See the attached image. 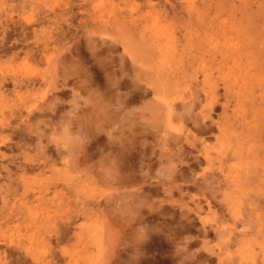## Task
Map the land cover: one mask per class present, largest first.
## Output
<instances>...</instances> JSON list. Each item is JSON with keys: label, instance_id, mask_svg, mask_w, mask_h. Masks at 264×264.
I'll return each mask as SVG.
<instances>
[{"label": "rangeland", "instance_id": "rangeland-1", "mask_svg": "<svg viewBox=\"0 0 264 264\" xmlns=\"http://www.w3.org/2000/svg\"><path fill=\"white\" fill-rule=\"evenodd\" d=\"M263 3L0 0V264H264Z\"/></svg>", "mask_w": 264, "mask_h": 264}, {"label": "bare ground", "instance_id": "bare-ground-1", "mask_svg": "<svg viewBox=\"0 0 264 264\" xmlns=\"http://www.w3.org/2000/svg\"><path fill=\"white\" fill-rule=\"evenodd\" d=\"M264 4V3H263ZM263 6V5H262ZM238 12H239V10H238ZM260 23V22H259ZM254 25H255V23H254ZM259 30H260V34L262 35V37H261V45L262 46H264V24L262 23V21H261V24H259ZM257 31V30H256ZM253 34H254V32H252ZM257 33H258V31H257ZM257 35V34H256ZM255 39H257V37L255 38ZM258 42V41H257ZM232 52V51H231ZM165 55V54H164ZM160 58V57H159ZM8 79V78H7ZM38 81V80H37ZM31 82V81H30ZM2 83V82H1ZM116 84H117V87L119 88V86H118V82H116ZM15 86V85H14ZM29 86V85H28ZM73 89V88H72ZM125 96V95H124ZM126 100V99H125ZM186 106V105H185ZM31 109H33V108H31ZM17 110H18V108H17ZM30 111V110H29ZM29 113H31V112H29ZM91 137H96V134H92L91 135ZM37 138V137H36ZM25 167V166H24ZM23 167V168H24ZM27 167V166H26ZM123 176V175H122ZM119 177V176H118ZM117 179V178H116ZM122 179H125V178H122ZM127 179V178H126ZM118 181V180H117ZM129 182V181H128ZM124 183V182H123Z\"/></svg>", "mask_w": 264, "mask_h": 264}]
</instances>
